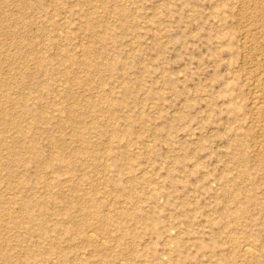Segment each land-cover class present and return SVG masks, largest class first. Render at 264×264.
<instances>
[{"label":"rangeland","instance_id":"rangeland-1","mask_svg":"<svg viewBox=\"0 0 264 264\" xmlns=\"http://www.w3.org/2000/svg\"><path fill=\"white\" fill-rule=\"evenodd\" d=\"M0 264H264V0H0Z\"/></svg>","mask_w":264,"mask_h":264},{"label":"bare ground","instance_id":"bare-ground-1","mask_svg":"<svg viewBox=\"0 0 264 264\" xmlns=\"http://www.w3.org/2000/svg\"><path fill=\"white\" fill-rule=\"evenodd\" d=\"M257 104H258V103H257ZM258 107H259V106H258ZM260 107H261V105H260ZM29 207H30L29 202L26 201V202L23 203V210H24L27 214L30 213V212H29ZM67 231H70V228H69V227L67 228ZM88 234H89V233H88ZM90 234H91V233H90ZM93 236H94V235H93ZM102 239H103V238H102ZM245 245L247 246L248 244H245ZM245 245H244V246H245ZM246 246H245V247H246ZM243 248H244V247H243ZM250 248L252 249V247H250ZM246 250H249V247H246ZM94 253H95V252H94ZM82 254H83V253H82ZM122 261H123V260H122Z\"/></svg>","mask_w":264,"mask_h":264}]
</instances>
